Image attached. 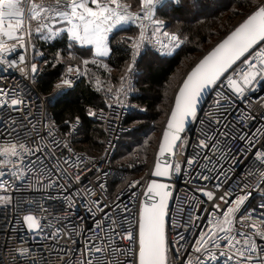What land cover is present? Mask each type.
I'll list each match as a JSON object with an SVG mask.
<instances>
[{"label": "snow or ice", "instance_id": "1", "mask_svg": "<svg viewBox=\"0 0 264 264\" xmlns=\"http://www.w3.org/2000/svg\"><path fill=\"white\" fill-rule=\"evenodd\" d=\"M157 2L159 0H138L140 10L132 12L129 11V5H121L119 0H68L64 6L66 10L57 11V19L53 21L56 24L66 22L68 25L67 50L69 58L65 61L68 66L55 85L56 91L49 97V102L56 101L57 97L62 96L65 88L73 87L71 78L73 73L76 77L82 75L80 68L74 67L71 63L72 60L77 59L76 45L81 46V55L85 57L81 62L87 67L90 63L86 58L88 55L94 58L92 63H95V58H104L110 55L109 34L117 25L134 24L136 21H141L139 40L143 41L145 37L144 21L150 20L156 25V32L160 31L159 26L163 24V21L154 20L149 14L154 3ZM171 3L176 7L184 6L183 0H171ZM192 7L199 8L197 0H192ZM40 11L44 12L45 9L41 8ZM26 18L41 19L36 14L35 6L29 9L22 0H0V38L16 41L9 46L3 39H0V65H6L7 68L16 67L17 61L8 59V56L16 51L17 45L21 49L26 48L23 27ZM43 19L45 22L36 29L37 32H40L41 27H49L46 22L48 17ZM261 24H264V0H253L250 14L246 13V18H243L242 22L234 27V30L230 31L195 64V67L191 69L179 86L178 92L175 93V103L171 108L167 126L163 131V138L159 143L152 176L164 177L170 175V172L167 167L162 169L160 156L169 151L172 143L184 131L186 118H191L193 121L199 120L198 143L195 146L194 154L187 157V166L189 175L195 172L198 179L205 182L198 184L193 189L195 193L201 194L200 204L196 205L197 209L202 208L205 203L203 198H206L210 210L203 209L206 217L205 227L198 228L199 234L194 237V243L187 245L191 249V254L188 251L181 253V249L185 248L183 244L185 235L177 231L179 225L174 219L170 230L171 238L169 230H166L165 217L169 215L168 198L170 195L167 191L168 185L157 183L153 179L147 184L141 197L135 191L140 185V181L134 180L129 188L131 189L130 195L138 199V211L125 206L123 211L129 215L124 218L122 223L131 225L133 221H136V227L123 229L119 238L125 243L121 246L113 245L111 249L86 240L84 248L88 253V260L85 264H193L192 254H195V264H208L209 261H217L218 257H224L225 264H264V171L260 173V180L255 184L238 182L236 187L242 193L239 194L231 187L236 174L234 173L233 177H228L223 170L224 164L222 163V161L224 163L231 161L228 164L231 169L238 162L237 156H240L245 157V163L254 158L259 162V167L264 169V129H257L262 132L260 140L257 141L255 131L244 132V128L252 129V124L248 122V118H245L244 128L229 132L228 129L232 126V122H226L224 115L229 111L224 107V104L231 106L235 100L247 99L246 93L254 92L258 88L264 91V48H260V45L264 44V30L261 29ZM60 31V28H56L52 35ZM162 35L169 39L171 44L164 45L161 42L159 49L161 54L169 47H175L180 41V36L176 32H163ZM87 45H90L91 48L84 50L83 46ZM131 47L133 58L141 55L138 42L134 41ZM257 48L259 51L256 50ZM25 59V55L21 53L19 62L24 63ZM54 59L59 61L61 53H57ZM237 62H242L240 68L235 67ZM126 68L127 71L121 80L131 74L133 64H128ZM20 71L26 78H35L34 75L29 77L23 68ZM37 71L38 65L32 63L31 72L35 74ZM212 93H215L212 103L222 111L216 120L210 119L208 112H204V119H200L198 105L201 102V97H205L207 100ZM31 106L30 98L18 94L16 89L0 86V128H3L10 139L15 137L16 125L22 124V122L12 119L11 116L5 120L4 109H8L10 113H26L25 119L30 121L32 114L28 110ZM108 107L113 106L108 105ZM87 115L93 117L96 113L92 108H88ZM75 119L78 124L80 118L76 117ZM260 119L264 120V111L260 112ZM217 133L223 139H220ZM235 137H238V143L230 147L229 140ZM0 139L3 137L0 136ZM46 151L47 149L39 143L34 147H29L26 143L19 141L8 143L0 146V155L4 157L3 160H0V164H18L21 169L26 171L35 169L38 162L43 165L44 158L41 153ZM69 151H71L70 148ZM245 153L248 155L245 156ZM29 157L33 159H29ZM174 168L177 173L182 170L179 163L175 164ZM96 171L99 172L100 169L97 168ZM12 174L18 180L24 179L23 174L17 175L16 171H13ZM4 175V172H0V177ZM222 177L223 181H221ZM77 179L79 180L80 177L78 176ZM210 181L213 183H207ZM191 182L190 180L189 183ZM44 187L53 188L56 185L49 181L44 184ZM99 187L104 189L106 185L99 183ZM7 188L8 185L0 181V190ZM234 194L235 198H233ZM254 195L260 197V203L250 209L247 215L240 216V229H234L233 217L241 211L242 206H246L247 201ZM11 203L10 196L0 195V207H7ZM119 203L118 198L117 205ZM97 207L101 209L102 217L107 216L111 211V207L101 204L99 199H97ZM20 210L19 206L13 208L12 220L16 225L21 222L15 215ZM219 213L223 214V219L214 220V214ZM200 219L199 211L191 214L192 222ZM22 222L29 233L40 229V219L30 212L22 216ZM100 225L101 221L97 220L96 226L100 227ZM11 227L9 225V230ZM183 227L188 230L189 224L185 223ZM108 231H112L111 227L108 228ZM56 234L54 232L51 235L54 237ZM30 251L33 249L22 247L17 249V255L26 256ZM66 252L67 249H61L57 255L62 256ZM105 253L107 259H105ZM169 253H171V260H169ZM117 257H122V259ZM23 264H37V262L25 259ZM62 264H72V261L71 259L62 261Z\"/></svg>", "mask_w": 264, "mask_h": 264}, {"label": "built area", "instance_id": "2", "mask_svg": "<svg viewBox=\"0 0 264 264\" xmlns=\"http://www.w3.org/2000/svg\"><path fill=\"white\" fill-rule=\"evenodd\" d=\"M31 9L35 6L37 16L41 19L48 17V22L54 25H59L53 21L57 19L56 12L64 11V7L68 0H22ZM171 0H159L154 3L150 15H153L155 9L164 5ZM121 5H129V11L138 12L139 5L132 6L130 3L119 1ZM45 9L41 12L40 9ZM143 14V13H141ZM30 15V13H29ZM154 20L163 21L160 31L156 32V25L150 20L144 21L145 37L143 41L139 40L141 29L139 27L141 21L136 23H128L117 25L114 29H119L126 26H132L139 31L138 35L125 34L127 45L130 47L128 56V64H133L131 74L125 76L118 84H114L110 75V67L105 59L95 58V63H92L94 58L88 57L89 65L85 67L81 62L73 64L78 66L82 75L76 77L73 73V87L89 70L98 69L100 73L95 78L89 80L92 90L97 91L103 97V109L96 112L95 118L103 122L106 133V140L103 151L92 156L86 152L76 148L72 143L73 135L79 126L77 121H71L66 130L51 122L49 117L48 96L37 90L35 79L26 78L20 71L21 68L29 74V77H36L37 72H31V64L33 61V51L30 44L29 24L31 19L26 18L23 23L25 31L26 48L21 49L17 45L15 52L8 56V59H15L17 65L14 68H7L6 65H0V86L7 89H16L18 94L30 98L32 106L29 108V113L32 114L31 120L25 119L26 113H10L8 109H4V119L9 116L12 119L19 120L22 124L16 125L15 137L10 139L3 128H0V146L13 143L23 142L29 147H34L39 143L46 152L41 153L44 158L43 165L39 162L35 169L24 170L19 165L0 164V172L5 175L0 177V181L8 185L7 189L0 190V195L10 196L12 203L7 207H0V264H23L24 260H35L37 264H62V261L71 259L72 264H85L88 260V253L84 245L86 240H91L93 243L102 245L105 248L111 249L113 245L121 246L125 241L119 238V234L123 229L136 227V221L131 225L123 224L128 213L123 211L125 206L135 208L138 211V199L130 195L131 189L129 185L132 181H140V185L135 189L140 196H143V191L151 178V169L153 167V156L150 161L145 160L137 152H133L126 159L118 158L119 141L122 136L130 129L125 124L128 115H131L135 110L133 101L136 93L134 89L135 80L138 71L139 57L133 58L132 43L140 44V52L153 51L160 56H168L175 54L185 42V38L180 36V41L175 47H169L163 54L159 52L161 42L164 45H170L169 39L165 38L163 32H175L166 28L165 20L154 18ZM44 20V19H43ZM113 29V30H114ZM131 37L132 39H128ZM3 39L6 44L11 46L16 43L14 40L7 38ZM255 47V46H254ZM264 48V44L260 45ZM259 51V49H256ZM23 53L26 57L24 63L19 62V55ZM242 62H237L236 68L241 67ZM37 64V63H36ZM38 65V64H37ZM107 65V67H105ZM126 65V66H127ZM66 70V69H65ZM64 70V72H65ZM127 68L125 67L122 76L125 75ZM64 74V73H63ZM230 75L232 73H229ZM109 78V79H108ZM226 79V78H225ZM59 82V81H58ZM57 82V83H58ZM56 83V84H57ZM130 85V87H129ZM72 87V88H73ZM71 88V89H72ZM70 90L64 89L63 94ZM247 99H238L230 106L224 104L229 111L224 113L225 120L231 121L232 126L228 129L229 132L238 131L244 128L245 118L252 124V129L244 128V132L255 131L257 141L260 140L262 132L257 129H264V120L260 119V112L264 111V91L259 88L254 92L246 93ZM215 93L204 98L202 104L198 107L200 119H204V112H208V116L212 120H216L222 109L212 103V97ZM218 99V98H217ZM223 103V102H222ZM108 105L113 107L109 108ZM255 117V119H253ZM75 125V128H73ZM200 128L199 120L191 119L189 125L180 135L177 147L173 153V161L170 169V184L171 194L168 203L169 215L166 216V230H169L171 238V226L173 219L179 225L177 231L185 235L183 244L185 248L181 249V253L188 251L191 254V249L187 245L194 243V237L198 236V228L205 227V219L203 209H209L210 205L203 203L201 209H197L196 205L200 204V193H195L193 189L198 185L205 183L200 181L195 172L189 175L187 166V157L194 154V149L198 143V132ZM243 134V133H241ZM219 137V133H217ZM223 139V137H219ZM238 143V137L229 140V146H234ZM256 143V141H254ZM247 147V145H244ZM69 148L71 151H69ZM154 155V154H153ZM248 153H245L247 156ZM3 155H0V160H3ZM14 159V158H13ZM29 159H33L29 157ZM238 162L233 168H229L228 164H224V172L228 177L235 179L231 183V187L236 190V193L242 194L240 189L236 187L240 181L247 184H255L260 180V173L264 171L259 167V162L254 158L245 163V157L237 156ZM181 164V172L175 171L174 165ZM99 168L100 171H96ZM62 170V171H61ZM13 171L17 175L23 174L24 179L18 180L13 176ZM215 175V173H213ZM80 177L78 180L77 177ZM223 177L221 181H223ZM192 181L189 183V181ZM51 181L56 187L45 188L44 184ZM106 185L104 189L99 187V183ZM213 183V182H207ZM78 193V194H77ZM123 193V195H121ZM120 203L117 205V199ZM235 198V194L233 196ZM97 199L101 204H107L111 207V211L107 216H101V209L97 207ZM218 203L219 202L217 201ZM260 203V197L254 195L246 203V206L241 207V211L233 217V228L240 229V216L247 215L249 210L256 207ZM71 205V207H69ZM19 206L21 209L15 213L16 217L21 221L19 225L13 223V208ZM199 211L201 219L192 222L191 214ZM37 216L40 221V229L36 232L29 233L22 222V216L27 213ZM110 217V218H109ZM214 220L220 221L223 219V214H214ZM100 220V227L96 226V221ZM189 224L188 230H185L183 225ZM11 225V230H9ZM112 231L109 232L108 228ZM247 231V229H244ZM57 233L54 237L52 233ZM115 233V235H114ZM51 237V238H50ZM259 239V238H257ZM29 247L33 249L26 256H18L17 249ZM61 249H67V252L59 256L57 253ZM75 252V254H73ZM122 259V257H117ZM169 253V260H171ZM105 259L107 254L105 253ZM193 264H195V254H192ZM208 264H225L224 257H218L217 261H209Z\"/></svg>", "mask_w": 264, "mask_h": 264}, {"label": "trees", "instance_id": "3", "mask_svg": "<svg viewBox=\"0 0 264 264\" xmlns=\"http://www.w3.org/2000/svg\"><path fill=\"white\" fill-rule=\"evenodd\" d=\"M126 3H130L132 6H137L138 0H119ZM204 0H197V3ZM250 2L245 5H240L241 9H248ZM183 7H176L171 2H167L162 6L155 9L158 12V16L165 20L166 28L177 32L181 37L185 38L187 45L180 53V48L177 54L172 56H160L170 57L169 62L165 66H158L155 68L148 67L146 72H141L143 75L137 79L139 73L140 62L143 54L153 53V51H143L139 57L138 71L135 80V88L137 89V95L133 101L140 105L142 108L141 113L135 115H128L125 120V124L130 127L128 131L122 136L119 141L118 158L124 156V146H122L123 140L129 131L139 133L137 140L131 139V145L127 147V150L134 149L142 157L149 160L155 152L156 143L159 138V131L154 128L155 122H159V118L166 112V107L170 99V93L167 92L166 84L169 78L173 75L175 68L179 65L182 59L194 58L196 53L200 52L203 47L207 46L210 40V36L216 33L217 27L220 21L223 19V15L219 10L212 13V16H207V19H202L205 23H201V20L195 17L191 19L184 18L180 13L190 10L192 7V0H185ZM208 1L204 4H198L199 7H207ZM206 18V17H205ZM229 20L233 18L232 15L228 16ZM32 22V20H31ZM30 22V23H31ZM30 26V24H29ZM135 29L134 27L130 26ZM222 28V27H221ZM225 29V28H223ZM215 30V31H214ZM128 31V32H125ZM130 31L126 27L114 29L110 34V55L105 59L110 69V75H121L127 65L128 56L130 53V47L127 45L126 33ZM54 38L44 39L42 34H34V48L39 49L40 55L35 63L38 64V71L35 79L37 90L46 94L48 97L49 117L52 123L60 126L63 130L68 128L71 121H75L76 117H79V126L77 127L72 143L74 146L89 155L97 156L103 149L106 140V133L104 130L103 122L100 119L89 117L87 115V109L92 108L96 113L103 109V97L97 92L92 90L88 78H81L76 85L68 90L66 94L57 97L56 101L49 102V97L56 91L55 85L60 80L61 76L66 69L68 60V35L66 32H56ZM181 46V47H182ZM76 57L71 63L79 62L84 56L81 55V46L76 45ZM84 50L88 47H84ZM57 53H61V59L58 61L54 59ZM180 53V54H179ZM158 55V54H156ZM91 56V55H88ZM99 71L98 69H95ZM101 75L103 73L99 71ZM168 110V109H167ZM67 122V123H66ZM156 125V124H155ZM157 133V134H156ZM155 135L154 137H152ZM152 137V138H151ZM127 146V143H126ZM128 158V157H127Z\"/></svg>", "mask_w": 264, "mask_h": 264}, {"label": "rangeland", "instance_id": "4", "mask_svg": "<svg viewBox=\"0 0 264 264\" xmlns=\"http://www.w3.org/2000/svg\"><path fill=\"white\" fill-rule=\"evenodd\" d=\"M204 1H205V3L208 1L209 4L207 7H205V8H203V7H199V8L191 7L190 10H186V11L180 13L179 15H183V17L187 18V19H191V18L195 17L196 19L201 20V23L204 24L206 19H207V16H212L213 15L212 13H215L216 10H219L220 14H222L224 16L222 21H220V23H218V25H220L222 28L217 27L216 33L210 36V40H209L208 45L203 47V49L200 52L196 53L194 58H189V59H184V60L182 59V61H180L179 65L175 68L173 75L167 81V84L165 87V88H167V91L165 93H167V92L170 93V99H169L167 107H166V112L161 115L159 120H157L159 122H155L156 125L154 124L155 130L157 132L159 131V135L161 132L160 130H161L166 118H167V114H168L169 108L172 104V99H173L174 93L177 90L178 85L181 82V79L185 75V72L195 63V61L198 59V57H200L204 52H206L208 50V48L213 46L215 44V42H217L220 38H222V36L225 33H227L228 31H230L238 22H240L243 18H245L246 13L250 14V7L253 4V0H204ZM204 1H201L198 4H204ZM248 2H250L248 4L249 5L248 9L242 10L240 5H243L245 7V5H247ZM183 3H185V0H183ZM157 14H158V12L154 11L152 16L154 18L160 19V17ZM229 15L233 16V18L231 20H229V18H228ZM202 19H205V21L202 22L203 21ZM31 20H32V22L30 23V26H29L30 44H31V49L33 51V59L36 60L39 56L37 54H40V52H39V49L34 48V41H33L34 34H36V33L42 34V37L44 39L54 38V36L57 33L52 35V32H54V30L56 28H59L60 26L54 25V24L46 21L48 23L49 27H47V28L41 27L40 32H37L36 29L38 27H40L41 24L44 23L45 21L43 19H31ZM173 27H175V26H173V24H172V28ZM172 28L170 27L171 30L178 29V28H173V29ZM223 28H225V29H223ZM127 29L130 32L126 33V34L133 35L134 37H136L139 33L138 30L133 29L130 26H127ZM50 30H52V31L50 32ZM125 32H128V31H125ZM186 43H187V41L184 43V45H183L184 47L187 45ZM183 46L180 47V48H182L180 50V53L184 48ZM175 54H177V53H175ZM170 56H172V55H170ZM88 57H90V56H87L86 58H88ZM83 58H85V57H83ZM169 58L170 57H166V58L160 57V55H156L153 53H146V54L144 53L142 58H141L140 67H139L140 71L138 73L137 79L141 78V76L143 75L141 72H146L148 70L147 69L148 67L155 68L158 66H165L169 62V60H170ZM79 63H80V61L78 63L75 62L74 64H79ZM98 74H99V71H96V70H94V71L89 70L88 72H86V76H88L89 80L95 78V75L97 76ZM121 77H122L121 75H118L116 77L111 75L109 78L112 79L114 84H118L121 81ZM134 89H135V93L137 95V89L135 88V86H134ZM135 107L136 108H135L133 114L137 115V114L141 113L142 108L140 107V105L135 103ZM138 136H139V133H135V132H131V131H129L127 133V135L125 136V139L123 140V143H122V146H124V155H123L124 157L121 159H126L127 157L130 156L131 153L134 152V149H130V151H128L127 147H129V145H131V139L137 140ZM154 136L155 135H153L152 137H154ZM126 143H127V146H126ZM143 158H145V157H143ZM145 159H148V158H145ZM150 159L148 161H150Z\"/></svg>", "mask_w": 264, "mask_h": 264}, {"label": "water", "instance_id": "5", "mask_svg": "<svg viewBox=\"0 0 264 264\" xmlns=\"http://www.w3.org/2000/svg\"><path fill=\"white\" fill-rule=\"evenodd\" d=\"M245 18H246V17H245ZM240 22H242V20H241ZM238 23H239V22H238ZM238 23H237L235 26H238ZM235 26H234V27H235ZM234 27H233L230 31L234 30ZM261 29L264 30V24H261ZM230 31H228L227 33H225V34L222 36V38H220L217 42H215V44H214L213 46H211L210 48H208V50H207L206 52H204L200 57H198V59L195 61V63H194V64H193V65H192V66H191V67L185 72V75H184L183 78L181 79V82L179 83L178 88H177V90L175 91V93L178 92V90H179V86L183 83V80L186 78L187 74L191 71V69H192L193 67H195V64L198 63L199 60L202 59L204 55H206L209 51H211V49H212L213 47H215V45H216L217 43H219V42H220V41H221V40H222V39H223V38H224V37L230 32ZM175 93H174V96H173V99H172V104H171V106H170V108H169V111H168V114H167V118H166V120H165V122H164V124H163V126H162V128H161V130H160L161 132H160L159 138H158V140H157V143H156L157 146H156V149H155V152H154V155H153V159H152V160H153V167H152L151 172H150V174H151L150 181L153 180V179H155V180L157 181V183H164V184L168 185L167 191L169 192V194H171V191H172L171 184H170V182H169V180H170V175H168V176H164V177H155V176H152V172H153L154 169H155L156 154H157V152H158V150H159V143H160V141H161L162 138H163V131H164V129H165L166 126H167V120H168V117L170 116L171 108L174 106V103H175ZM204 98H205V97H201V102H200V104L198 105V107L202 104ZM190 121H191V118H186L184 129L189 125ZM182 133H183V132H182ZM182 133H180V134H179V138H178L176 141H174V142L172 143V145H171L169 151L166 152V153H164V154H162V155L160 156V163H161V167H162V169L165 168V167H167L168 170H169V172H170V169H171V166H172V161H173V159H172V157H173V153H174V151H175V148L177 147V143H178V141H179V139H180V135H181ZM150 181H149V182H150ZM169 198H170V195H169ZM169 198H168V201H169ZM168 203H169V202H168ZM165 220H166V217H165Z\"/></svg>", "mask_w": 264, "mask_h": 264}, {"label": "crops", "instance_id": "6", "mask_svg": "<svg viewBox=\"0 0 264 264\" xmlns=\"http://www.w3.org/2000/svg\"><path fill=\"white\" fill-rule=\"evenodd\" d=\"M90 6H92V5H90ZM58 26H60V27H59V28L61 29L60 32H66V34H67V27H68V25H67L66 22H63V23L59 24ZM78 46H79V45H78ZM84 47L91 48L90 45H87V46H84ZM90 58H93V57L90 56ZM106 58H107V57H104V58H101V59H106Z\"/></svg>", "mask_w": 264, "mask_h": 264}]
</instances>
